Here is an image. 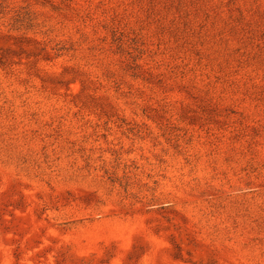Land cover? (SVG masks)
<instances>
[{
  "label": "rangeland",
  "instance_id": "obj_1",
  "mask_svg": "<svg viewBox=\"0 0 264 264\" xmlns=\"http://www.w3.org/2000/svg\"><path fill=\"white\" fill-rule=\"evenodd\" d=\"M0 264H264V0H0Z\"/></svg>",
  "mask_w": 264,
  "mask_h": 264
}]
</instances>
